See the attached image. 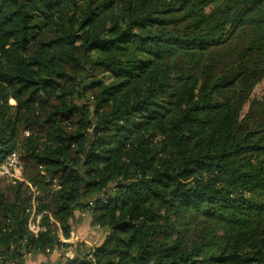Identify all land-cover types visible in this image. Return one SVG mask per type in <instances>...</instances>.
<instances>
[{
	"label": "trees",
	"instance_id": "1",
	"mask_svg": "<svg viewBox=\"0 0 264 264\" xmlns=\"http://www.w3.org/2000/svg\"><path fill=\"white\" fill-rule=\"evenodd\" d=\"M262 80L264 0H0V264H264Z\"/></svg>",
	"mask_w": 264,
	"mask_h": 264
},
{
	"label": "rangeland",
	"instance_id": "2",
	"mask_svg": "<svg viewBox=\"0 0 264 264\" xmlns=\"http://www.w3.org/2000/svg\"><path fill=\"white\" fill-rule=\"evenodd\" d=\"M253 95L259 98L264 96V80H262V82L257 85L253 92ZM10 103L13 104V102ZM70 224L72 231L71 235L73 234L72 236H77L76 242L70 241L71 244H67V247L55 249L48 256H34L33 254L31 256L27 255L24 258V264L64 263V259L66 258V256L73 258L74 251L76 250L85 253V251L87 252L95 248L103 241L106 235V233L103 232L101 229L92 226L89 214L87 213H80L78 211H75Z\"/></svg>",
	"mask_w": 264,
	"mask_h": 264
},
{
	"label": "built area",
	"instance_id": "3",
	"mask_svg": "<svg viewBox=\"0 0 264 264\" xmlns=\"http://www.w3.org/2000/svg\"><path fill=\"white\" fill-rule=\"evenodd\" d=\"M12 102V101H10ZM27 135V134H26ZM23 165L20 161V158L16 152H13L9 154L4 163L0 165V178L5 179L7 182H10L12 184H15L16 182H23ZM34 197L37 195V193L33 190ZM91 205V204H90ZM29 219H28V230L32 232L33 234H36L39 230V216L35 215V201L33 199L32 202V208L30 211ZM98 228V227H95ZM99 229V228H98ZM72 236V235H71ZM60 240L62 243H65L66 241L71 244L70 241L76 242L77 236H72L69 238V240H64L62 236H60ZM75 240V241H74Z\"/></svg>",
	"mask_w": 264,
	"mask_h": 264
},
{
	"label": "crops",
	"instance_id": "4",
	"mask_svg": "<svg viewBox=\"0 0 264 264\" xmlns=\"http://www.w3.org/2000/svg\"><path fill=\"white\" fill-rule=\"evenodd\" d=\"M73 235V234H72ZM65 244H69L67 241L65 242ZM66 257H68V256H66ZM70 258V257H69Z\"/></svg>",
	"mask_w": 264,
	"mask_h": 264
}]
</instances>
